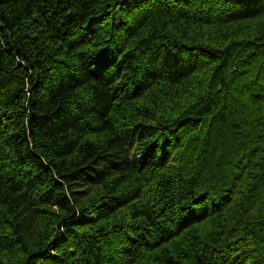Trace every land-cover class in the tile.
I'll return each mask as SVG.
<instances>
[{
    "label": "trees",
    "instance_id": "obj_1",
    "mask_svg": "<svg viewBox=\"0 0 264 264\" xmlns=\"http://www.w3.org/2000/svg\"><path fill=\"white\" fill-rule=\"evenodd\" d=\"M0 264H264V0H0Z\"/></svg>",
    "mask_w": 264,
    "mask_h": 264
}]
</instances>
